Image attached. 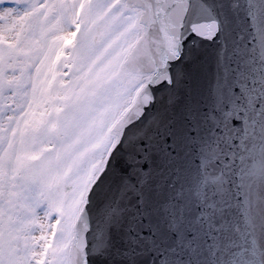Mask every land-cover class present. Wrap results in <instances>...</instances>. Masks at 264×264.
Returning <instances> with one entry per match:
<instances>
[{
	"label": "snow or ice",
	"instance_id": "snow-or-ice-1",
	"mask_svg": "<svg viewBox=\"0 0 264 264\" xmlns=\"http://www.w3.org/2000/svg\"><path fill=\"white\" fill-rule=\"evenodd\" d=\"M0 264H264V0H0Z\"/></svg>",
	"mask_w": 264,
	"mask_h": 264
}]
</instances>
